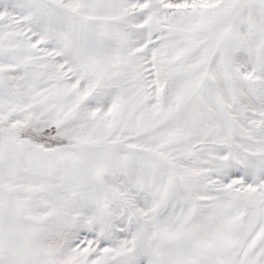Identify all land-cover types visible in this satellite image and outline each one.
I'll use <instances>...</instances> for the list:
<instances>
[{"label": "snow or ice", "instance_id": "snow-or-ice-1", "mask_svg": "<svg viewBox=\"0 0 264 264\" xmlns=\"http://www.w3.org/2000/svg\"><path fill=\"white\" fill-rule=\"evenodd\" d=\"M0 264H264V0H0Z\"/></svg>", "mask_w": 264, "mask_h": 264}]
</instances>
